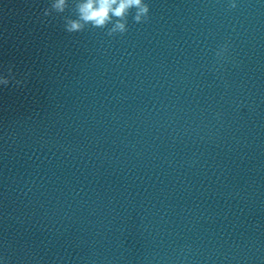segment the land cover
<instances>
[{
	"label": "clouds",
	"instance_id": "obj_1",
	"mask_svg": "<svg viewBox=\"0 0 264 264\" xmlns=\"http://www.w3.org/2000/svg\"><path fill=\"white\" fill-rule=\"evenodd\" d=\"M69 7L70 0H52L50 8L43 10V15L47 17L53 12L62 14ZM71 7L75 18L64 17L65 30L69 33L81 32L89 25L100 29L111 25L107 32L109 36L123 34L128 30L127 17L133 9H135L133 19L137 23L146 21L149 13V5L144 0H71ZM232 7H235V4ZM0 83L7 86L9 81L2 79Z\"/></svg>",
	"mask_w": 264,
	"mask_h": 264
}]
</instances>
